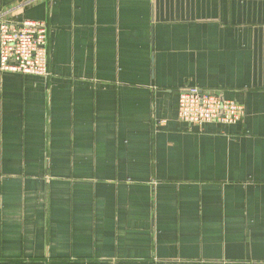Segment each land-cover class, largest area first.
Segmentation results:
<instances>
[{"label":"crops","instance_id":"1","mask_svg":"<svg viewBox=\"0 0 264 264\" xmlns=\"http://www.w3.org/2000/svg\"><path fill=\"white\" fill-rule=\"evenodd\" d=\"M48 23L0 69V264H264V0H0ZM237 100L189 124L179 92Z\"/></svg>","mask_w":264,"mask_h":264},{"label":"built area","instance_id":"2","mask_svg":"<svg viewBox=\"0 0 264 264\" xmlns=\"http://www.w3.org/2000/svg\"><path fill=\"white\" fill-rule=\"evenodd\" d=\"M49 27L44 20L9 21L0 17V69L47 76ZM245 106L199 86L179 92L178 114L189 124L218 121L235 123L245 116Z\"/></svg>","mask_w":264,"mask_h":264}]
</instances>
